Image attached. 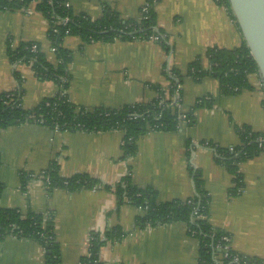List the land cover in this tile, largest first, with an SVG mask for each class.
I'll return each mask as SVG.
<instances>
[{
  "label": "crops",
  "instance_id": "1",
  "mask_svg": "<svg viewBox=\"0 0 264 264\" xmlns=\"http://www.w3.org/2000/svg\"><path fill=\"white\" fill-rule=\"evenodd\" d=\"M144 2L68 0L74 16L92 21L100 19L108 7L123 21L138 22ZM154 10L169 53L150 40L86 43L75 36L63 39L61 46L71 57L66 90L70 103L87 111L150 104L158 91L167 96L170 90L164 67L184 76L198 57L202 67L208 68L204 56L209 49L231 50L245 44L232 13L213 0H159ZM49 28L34 5L0 12V94L18 91L24 109L54 97L58 86L38 80L26 64L14 69L7 51L35 44L45 60L56 66V53L47 38ZM253 78V89L222 96L214 77L196 82L185 76L175 109L189 113L204 98L211 105L193 113L191 126L140 136L135 155L128 158H122L121 131L58 132L29 123L2 130L0 209H15L23 216L52 214L60 264H78L93 234L104 240V233L114 229L122 236L100 247L102 264H198V245L187 234L185 223L137 228L135 221L142 211L127 202L117 208L113 191L105 188L129 175L136 187H152L160 203L189 199L194 195L189 154V163L199 173L208 196L209 225L228 235L235 253L264 260V152L238 164L243 190L231 195L233 176L214 160L210 150L199 146L202 142L222 149L240 146L237 129L241 127L264 133V85ZM52 164L62 179L85 175L99 187L75 192L47 190L41 176ZM0 264H44L42 247L33 240L0 238Z\"/></svg>",
  "mask_w": 264,
  "mask_h": 264
},
{
  "label": "trees",
  "instance_id": "2",
  "mask_svg": "<svg viewBox=\"0 0 264 264\" xmlns=\"http://www.w3.org/2000/svg\"><path fill=\"white\" fill-rule=\"evenodd\" d=\"M159 0H145L147 13L138 22L123 21L108 7H104L100 19L92 21L86 16H74L71 12L68 0H0L1 11H20L34 5L49 23L47 38L51 47L56 48V66L50 65L40 52L38 45L35 53L30 51L32 45L23 44L12 51L8 49L7 56L10 62L22 60L27 63L33 60L31 66L35 77L40 81H52L60 86V91L67 90L68 74L67 66L70 63V53L61 44L65 37L75 36L81 41L89 42H113L120 41H144L150 36L158 37L156 42L160 48L169 53L171 48L166 35L156 26L154 5ZM220 4L230 12L227 0H221ZM232 13V12H231ZM233 15V14H232ZM234 18V17H233ZM66 20L65 24H58ZM235 20V19H234ZM208 68L204 69L201 58H196L189 64L187 72L182 76L178 71L164 67V76L167 77L171 87L166 96L158 91V97L164 99V105H159L155 99L147 105H132L118 110L97 108L91 111L78 108L67 98L66 94L59 92L52 98L40 102L32 109L17 108L16 100H20V93L7 92L0 94V132L8 127L29 123L45 126L58 132H91L101 133L106 131H121L122 158L132 157L136 153V140L149 131H176L183 121L180 114L172 107L171 98L180 101V87L185 76L196 82L206 76H212L218 81L219 92L222 96L236 95L244 90L253 89L249 78L257 77V67L244 44L231 50L212 48L205 53ZM19 81L17 73L14 74ZM210 99H200L189 113H186L190 121L194 122L193 113L202 107H209ZM240 146L222 149L209 142H202L200 147L210 150L214 160L223 166L233 176L231 195H237L243 188L242 177L238 172V164L253 158L264 152V133H252L248 127L237 129ZM260 144V145H259ZM193 146L189 151L192 152ZM188 171L194 185V195L184 201L158 202L157 192L150 186L138 188L131 183V178L126 175L120 183L113 187H105L112 190L117 208L127 202L139 208L142 215L136 218L137 228L183 222L187 227V234L198 245V264H264V260L249 258L235 254L225 239L228 235L213 228L208 223V196L203 189L199 173L190 165L189 154ZM45 177L50 181V189L62 188L68 192L81 189H97L98 182L85 176L74 175L67 179L58 176V169L52 164L45 172ZM2 186L0 185V193ZM0 234L14 236L16 238L36 241L43 250L44 264H60L59 246L54 235L53 216L50 213H28L25 216L15 209H0ZM122 234L114 229L105 232L104 240L98 235H92L87 254L78 264H102L98 258V251L106 241L118 240ZM2 237V238H3ZM226 248V249H225ZM236 255L238 261H234Z\"/></svg>",
  "mask_w": 264,
  "mask_h": 264
},
{
  "label": "water",
  "instance_id": "3",
  "mask_svg": "<svg viewBox=\"0 0 264 264\" xmlns=\"http://www.w3.org/2000/svg\"><path fill=\"white\" fill-rule=\"evenodd\" d=\"M264 85V0H227Z\"/></svg>",
  "mask_w": 264,
  "mask_h": 264
},
{
  "label": "built area",
  "instance_id": "4",
  "mask_svg": "<svg viewBox=\"0 0 264 264\" xmlns=\"http://www.w3.org/2000/svg\"><path fill=\"white\" fill-rule=\"evenodd\" d=\"M215 3H217L218 5H221L222 6V4H220V2H221V0H213ZM33 5V4H32ZM147 5L144 3L143 4V6H142V8H141V10H140V13H141V18L143 17V15H145L146 13H147ZM59 25L61 24H65L66 23V20H64V21H59V22H57ZM147 40H150V41H154V42H157L158 41V37H154V36H150ZM36 50H37V47H36V45H32V47H31V49H30V51L32 52V53H35L36 52ZM51 51L53 52V53H56V48L55 47H51ZM13 67H14V69L18 66V65H20V64H26V65H28V66H32V64H33V60L32 59H30L27 63H23L22 62V60H17V61H14L13 63ZM252 79H254L253 77H255V76H250ZM251 78H249V80L251 79ZM257 79H259L260 80V78H259V75L257 74V77H256ZM261 81V80H260ZM178 89H179V87H177ZM60 89H61V87L60 86H58V92L60 93V94H66V91L65 90H63V91H60ZM57 92V93H58ZM159 102V105H164V99H160L158 96H157V98H156ZM171 105H172V107H174V108H176L177 106H178V101H176V100H174V98H171ZM14 106H16L17 108H19V107H22V105H21V102H20V100L18 101V100H16L15 101V103H14ZM181 116H180V119L183 121V123H181V125L180 126H176V129L178 130V129H180V127L182 126V125H188L189 124V120L187 119V115L186 114H184V113H179ZM264 141V139H262V138H260L259 139V142H263ZM260 145V144H259ZM42 177V179H43V182H44V187H45V189H47V190H49L50 189V181L48 180V178L47 177H45V175H42L41 176ZM242 188L241 189H239L238 190V192L237 193H240V192H242ZM3 236H2V234H0V238H2ZM14 237V236H13ZM225 241L226 242H228L229 243V247H230V241H229V239H225ZM226 249V248H225ZM235 254H237V253H235ZM233 259H234V261H238V258L236 257V255H233Z\"/></svg>",
  "mask_w": 264,
  "mask_h": 264
},
{
  "label": "rangeland",
  "instance_id": "5",
  "mask_svg": "<svg viewBox=\"0 0 264 264\" xmlns=\"http://www.w3.org/2000/svg\"><path fill=\"white\" fill-rule=\"evenodd\" d=\"M252 81H253V79L251 78V79H250V82H252Z\"/></svg>",
  "mask_w": 264,
  "mask_h": 264
}]
</instances>
